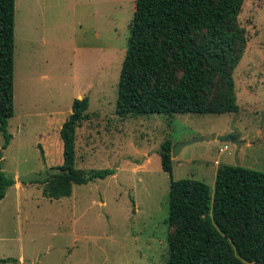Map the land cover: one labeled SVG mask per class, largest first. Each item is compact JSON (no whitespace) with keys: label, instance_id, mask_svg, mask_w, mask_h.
<instances>
[{"label":"rangeland","instance_id":"rangeland-1","mask_svg":"<svg viewBox=\"0 0 264 264\" xmlns=\"http://www.w3.org/2000/svg\"><path fill=\"white\" fill-rule=\"evenodd\" d=\"M16 1L15 114L6 148L0 130V170L15 183L0 201V264H167L172 179L213 189L217 166L264 172V0H244L237 20L246 32L232 71L238 110L172 115L117 112L136 0ZM84 96L90 118L77 129L76 166L115 173L58 199L45 196L43 183L18 181L63 163L60 129ZM199 134L211 138L183 146L165 171V139Z\"/></svg>","mask_w":264,"mask_h":264},{"label":"trees","instance_id":"trees-1","mask_svg":"<svg viewBox=\"0 0 264 264\" xmlns=\"http://www.w3.org/2000/svg\"><path fill=\"white\" fill-rule=\"evenodd\" d=\"M244 0H136L118 85L121 115L238 110L233 69L246 43L237 20ZM16 0H0V130L6 148L15 114ZM88 96L75 98L60 129L61 173L45 181L50 198L70 196L76 184L114 174L76 166L77 129L90 118ZM171 138L160 150L173 171ZM0 153H2L0 148ZM15 179L0 170V201ZM167 264H264V172L220 165L213 189L204 180H171ZM4 262L8 258L1 259Z\"/></svg>","mask_w":264,"mask_h":264},{"label":"water","instance_id":"water-1","mask_svg":"<svg viewBox=\"0 0 264 264\" xmlns=\"http://www.w3.org/2000/svg\"><path fill=\"white\" fill-rule=\"evenodd\" d=\"M216 137L220 139L221 141H229V140H234L238 136H234L232 134H227V135H221L217 134ZM205 138H211V136H206L203 134H199L191 139H188L186 141L180 142V143H175L172 146V158H175L178 155V152L181 150V148L189 143L195 142L200 139H205ZM62 169H60L58 166L56 167H45L44 170L41 172H30L28 174L22 175L17 178L18 181L22 183H31L34 181H45L47 180L50 176L56 173H61Z\"/></svg>","mask_w":264,"mask_h":264},{"label":"built area","instance_id":"built-area-1","mask_svg":"<svg viewBox=\"0 0 264 264\" xmlns=\"http://www.w3.org/2000/svg\"><path fill=\"white\" fill-rule=\"evenodd\" d=\"M228 149V145H225L224 148H222V150H227Z\"/></svg>","mask_w":264,"mask_h":264},{"label":"crops","instance_id":"crops-1","mask_svg":"<svg viewBox=\"0 0 264 264\" xmlns=\"http://www.w3.org/2000/svg\"><path fill=\"white\" fill-rule=\"evenodd\" d=\"M16 5H17V1H16ZM228 150V149H227ZM220 165V164H219ZM217 169H218V166H217ZM217 169H216V171H215V174H216V172H217Z\"/></svg>","mask_w":264,"mask_h":264}]
</instances>
